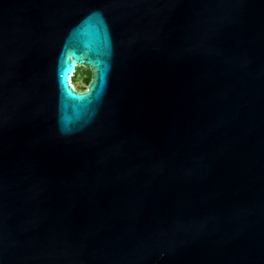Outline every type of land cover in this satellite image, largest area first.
Masks as SVG:
<instances>
[{
  "label": "water",
  "instance_id": "1",
  "mask_svg": "<svg viewBox=\"0 0 264 264\" xmlns=\"http://www.w3.org/2000/svg\"><path fill=\"white\" fill-rule=\"evenodd\" d=\"M0 264H264V0H0Z\"/></svg>",
  "mask_w": 264,
  "mask_h": 264
},
{
  "label": "trees",
  "instance_id": "2",
  "mask_svg": "<svg viewBox=\"0 0 264 264\" xmlns=\"http://www.w3.org/2000/svg\"><path fill=\"white\" fill-rule=\"evenodd\" d=\"M82 79H86L88 81V84L91 80V72L84 69V68H77L75 75L73 76L72 83L74 86L80 87ZM79 90H81L79 88ZM84 91V90H81Z\"/></svg>",
  "mask_w": 264,
  "mask_h": 264
},
{
  "label": "rangeland",
  "instance_id": "3",
  "mask_svg": "<svg viewBox=\"0 0 264 264\" xmlns=\"http://www.w3.org/2000/svg\"><path fill=\"white\" fill-rule=\"evenodd\" d=\"M81 86L80 87H78V86H75L78 90H79V88L81 89V90H86V88H87V86H88V81H86V79H82V81H81ZM81 90H79V91H81Z\"/></svg>",
  "mask_w": 264,
  "mask_h": 264
}]
</instances>
